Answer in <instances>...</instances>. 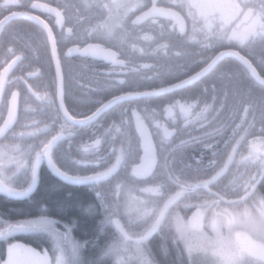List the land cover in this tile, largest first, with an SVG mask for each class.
Masks as SVG:
<instances>
[{"label":"snow or ice","instance_id":"1","mask_svg":"<svg viewBox=\"0 0 264 264\" xmlns=\"http://www.w3.org/2000/svg\"><path fill=\"white\" fill-rule=\"evenodd\" d=\"M8 2L9 0H5V4ZM13 6L23 8L25 11H19V15L9 17L7 20L0 19V33L6 30L12 21L21 18L43 24V28L47 32L46 43L51 45V60L55 61V72L52 76L54 91L52 95L46 93L44 97H41L48 101L47 106L51 110V116L44 127L41 128L40 122L33 120L30 125H25V127H31L33 131L20 133L22 137L25 135L36 137L40 134L44 136V139L39 143L28 144L26 147L14 143L0 148V191L12 197L26 195L37 183L39 165L44 158H47L53 171L65 180L78 183L90 182L93 185L108 177L122 161L138 158L139 163L133 168L134 176L155 177L154 169L158 166L162 167L164 176V179L154 181V187L143 188L142 192L150 193L153 196L162 195V198L169 202L170 207L176 208L183 204L185 209H196L191 217L187 218L176 211L173 221V242H183L189 259L193 256L202 257L206 264H264V194L259 193L256 188L257 183L264 181V151L261 150L264 149V124L260 128L261 136L248 142L247 136L254 125L247 118L251 115L255 120V114L252 102L247 99L250 89L245 91L239 76H230L222 89L225 101L231 95L239 105L238 108L233 107V112H243L241 123L232 128V135L224 141L225 150L223 152L216 144L210 142L214 136L220 135L223 129L214 127L211 122L206 123L209 110L212 109L211 104H204L199 112L194 111L195 104L180 105L181 111L185 113L186 127L192 123H199L202 130L201 135L189 136L188 139H184L180 136L179 129L169 131L168 128H164L160 150L161 145L166 142L167 152L162 165H158L157 147L153 143L152 133L145 123L146 117H142L137 109H132V116L135 117V132L138 134V138L134 137L127 127L129 124V121L125 119L127 109L122 107L125 102L136 99L147 100L177 89H186L201 77L214 72L228 57H235L239 60L245 71L258 82L261 88H264V54L254 61L252 59L255 56L254 49L250 47L258 38L262 50H264V0H170L168 7H161L158 0H135V2L97 0L96 6L101 9L103 15L94 27L84 30V37L115 41L117 45L122 46L125 37L130 36L135 27L143 21L151 20L152 23H156L157 17H166L176 22L172 25L173 29L179 25L177 34L179 44H173L170 40L168 43H157L153 53H158L161 50L165 56L174 53L177 58L184 61L177 64L176 68L185 74L193 65H199V70L187 75L186 79L176 77L178 82L169 83L167 87L164 86L165 81L161 79L159 86H151V91H139L140 84L132 87L129 81L114 79L110 74H104L103 78L99 74H93L84 82L74 75L71 78L72 85L79 88L84 102L92 105L84 112L66 107V99L70 97L71 93L65 81L57 52L58 41L48 24L41 21L39 16L32 15L33 10L55 13L56 23L63 28L65 18L61 10L44 4L23 3L22 0H18ZM173 8L187 9V16L191 17L193 21L190 33L186 31L180 12L173 11ZM137 12L139 15H136ZM132 16L135 18L133 19ZM198 16L199 19H197ZM80 19L81 17H77V22ZM214 21H218V23L214 24ZM163 28L164 26L161 25V29ZM68 33L80 38L74 28H68ZM9 35L10 38L15 39V30H12ZM160 36L162 38L165 36L164 31H161ZM144 39L155 38L145 36ZM193 42L197 43L201 50L193 52L191 50ZM236 46L248 48L247 53L241 55L240 51L232 50ZM221 48L225 50L220 51ZM76 50L81 51L84 55H92L121 65L124 64V61L116 60V53L101 43H89L82 50ZM6 51L10 56L5 59L4 65L0 66L3 68L0 71V120H2L0 137L5 136L7 131L18 122L21 102H26L27 99V96H22L20 91H11L8 94L6 84L19 85L23 83L28 93H31L33 86L28 83V78L34 74L29 71L26 75H12L9 78L13 69L26 61L28 56L23 52L18 54L11 46ZM72 51L73 49H69L68 54H71ZM143 51L141 49V52ZM257 65L261 69L260 71H257ZM152 67L154 66L149 64L140 65V68L145 69ZM133 71H139V69H133ZM157 75L159 76V74ZM126 86L132 87V90L125 91ZM117 91L120 94H116ZM215 91L216 88L213 85V92ZM102 93H107L110 98H96ZM53 95L55 99H53ZM212 99L215 101L216 96L213 95ZM261 102L264 103V98ZM221 107H224L223 103ZM117 108L120 109L119 124L113 121L99 136L94 133L92 144L84 147L85 152H89L90 149H98L102 139H110L114 142L116 134H119L123 138L121 147L119 149L114 147L110 154L115 156V163L104 171H97L93 175H69L67 171L62 172L57 167L53 154L57 145L63 139L70 138L79 131L92 128L101 116ZM167 110L171 111L170 108ZM156 127L160 128L161 125L157 123ZM13 135L15 136V133ZM194 142H199L203 148L212 150V158L207 164H204L203 156L196 161L195 165L184 159V150ZM245 143H247L248 154L244 156L240 153L241 160L257 163L255 173L240 172L237 169L231 174L227 183H224V177L231 171L230 165L234 162L242 144ZM141 147L144 154L138 156ZM102 159L106 160L107 158ZM18 174H23L27 178V187L21 186L19 190L13 186ZM143 200L133 198V201L128 205L129 209L136 215L142 214L141 203ZM250 200L253 201V204L258 205V214H254L250 210L248 206ZM105 210L106 221L104 223L114 222L121 238L117 243L108 245L101 250V257L97 259V264H102L103 257L119 256L122 252H127L128 247L125 242L131 240L133 236H135L134 254L140 258V264H153L149 245L155 236V229L139 228L138 232L130 234L119 220H112V217L120 213L119 204L106 206ZM258 217L260 218L258 219ZM54 223V221L43 217L37 220H25L9 224L7 229L0 231V235H11L21 231L50 230L56 241L54 250H59L61 253L55 257V264H66L65 248L69 247L75 255L77 248L81 246L71 242L67 233L62 235L51 228ZM238 228L243 231H238ZM62 241L65 242L64 247H61ZM165 252H167V248ZM7 256L5 264H53L47 253L41 255L34 249L26 248L20 244H10L7 248Z\"/></svg>","mask_w":264,"mask_h":264},{"label":"flooded vegetation","instance_id":"2","mask_svg":"<svg viewBox=\"0 0 264 264\" xmlns=\"http://www.w3.org/2000/svg\"><path fill=\"white\" fill-rule=\"evenodd\" d=\"M17 2L18 0H9L8 4H5V0H0V19H3L5 16L12 13L25 11L23 8H16L13 6ZM22 2L44 4L61 10L65 18L63 28L56 23L57 17L55 13L43 10H33L32 15L39 16L41 21L48 24L58 41L57 52L61 60L65 81L71 93L70 97L66 99V107L75 109L78 112L87 111L92 105L84 102L79 88L72 85L71 78L74 75L77 76L81 82H84V80L92 77L93 74H99L101 78H103L104 74H110L114 79H125L129 81L132 87L136 84H140L141 87L138 89L139 91H151V86H159L161 79L165 81L164 86L167 87L169 83L178 82L176 77L186 79L187 75L199 70V65H193L189 72L185 74L176 68L177 64L183 63L184 61L177 58L174 53H170L167 56L164 55L162 50L158 53H153V49L156 48L157 43H168L170 40L173 44H179L177 38L179 25L173 29L172 25L176 24V22L169 18L157 17L156 23H152L151 20L143 21L140 25L135 27L130 36L125 37V41L121 46L117 45L115 41L88 39L83 36L84 30L94 27L103 15L101 9L96 6L97 0H22ZM105 2H109V0H105ZM129 2H135V0H129ZM158 4L161 7H168L170 0H158ZM172 10L180 12L186 31L190 33L193 21L191 17L187 16V9L180 10L173 8ZM136 15H139V12H137ZM77 17H81L79 22H77ZM132 18L134 19L135 16H132ZM197 19H199V16ZM14 21H17L20 25H23L24 23L30 25L31 29L28 32V38L35 43L37 42L42 45L44 43L46 47L44 49L47 56L45 57V64L40 60L38 61V65L31 66L33 62L40 59L38 57L39 55H43L42 52L38 53L41 49H37L39 47L36 45L37 48L32 47L33 49H31V52H25L28 59L15 67L13 72L9 74L10 78L12 75H26L29 71L33 72L34 74L28 78V83L31 84L33 88L32 92L28 93L27 88L23 83H20L19 85L14 83L6 84L8 94H10L11 91H20L22 96H27V99L26 102H21L20 110L18 112V122L7 131L5 136L0 137V148L4 145H11L14 143H19L22 147H26L28 144L39 143L40 140L44 139V136L40 134L36 137H30L27 135L22 137L20 133L33 131L31 127L23 126L22 121L24 119L33 121L44 118L48 122L49 117L51 116V110L47 106L48 101L46 99H41V97H44L46 93L52 95L54 91L52 87V76L55 72V61L51 60V45L50 43H46V31L32 20L21 18ZM201 23H203V21H201ZM213 23H218V21H214ZM161 25L164 26L163 29H161ZM70 27L76 30L80 35V38L68 33V28ZM161 31H164L165 33L163 38L160 36ZM145 36L154 37L155 39H144ZM89 43H101L105 47L110 48L112 52L116 53V60L124 61V64L121 65L120 63H114L92 55H84L81 51L76 50H82ZM133 45H135V47H133ZM250 47L254 49L255 56L252 57L254 61L260 55L264 54V50H262L258 38L250 45ZM13 48L17 52V47L15 46ZM69 49H73L71 54H68ZM141 49L144 51L141 52ZM191 50L196 52L201 49L197 43L193 42ZM219 50L224 51L225 49L221 48ZM232 50L240 51L241 55H245L248 48L236 46ZM5 55L6 54L3 53L0 46V66L4 65L5 59L8 58L5 57ZM143 64L153 65L154 67L151 69L140 68V65ZM137 68L139 71H133V69ZM2 70L3 68L0 67V71ZM260 70L261 69L257 65V71ZM157 74H159V76ZM232 75L239 76L245 91L250 89L247 99L253 104L255 120H253L251 115L247 118L248 121L254 125V127L250 129L247 141L251 142L253 139L260 137V128L262 124H264V103L261 102L262 98H264V88L259 86L258 82L245 71L243 65L235 57L226 58L214 72L201 77L200 80L194 82L186 89H177L173 92L147 100L136 99L130 102H125L122 107L127 109L125 119L129 121L127 127L130 134L138 138V134L135 132V117L132 116V109L135 108L142 117H146L145 123L148 126V130L152 133L153 143L157 147L158 165H162L166 153L160 150V137L163 134L164 128H168L169 131L179 129L180 136L184 139H188L189 136L201 135L202 130L199 123H192L186 127L185 113L181 111L180 105L187 106L189 104H195L196 107L194 111L199 112L204 104L207 103L212 105V109L209 110L208 121L206 123L211 122L214 127H219L221 124L224 125L221 134L214 136L210 141L216 144L223 152L225 150L224 141L232 135V128L236 124L241 123V117L243 116V112H233V107L235 106L238 108L239 105L236 104V101L233 100L231 95L227 101L224 100L222 89ZM213 85H215L216 88L215 92H213ZM132 87L126 86L124 90H132ZM116 94H120L119 91H117ZM213 95L216 96L215 101L212 99ZM101 97L105 99L110 98L107 93H102L96 98ZM53 99H55L54 95ZM222 103L224 104V107H221ZM169 108L171 109L170 112L167 110ZM120 119V109L117 108L112 112L101 116L92 128L79 131L70 138L63 139L62 142L57 145L56 149H54L53 153L57 167H59L62 172L67 171L69 175H93L97 171H104L107 167H110L111 164L115 163V156L110 155L113 148L115 147L116 149H119L121 147V140L123 138L119 134H116L114 142L110 139H102L98 149H90L89 152H85L84 147L92 144L94 133L96 136H99L113 123V121L119 124ZM157 123L161 125L160 128L156 127ZM1 125L2 120H0V126ZM40 127L43 128V126ZM13 133H15V136ZM10 140H14V143H7ZM261 150L264 151V149ZM240 153L247 156V143L242 144L240 147L234 162L230 165L231 171L224 177V183H227L231 174L236 172L237 169H239L240 172H253L257 168V163L241 160ZM143 154L144 151L141 147L138 156H143ZM202 156L204 164H207L209 159L212 158V150L203 148L202 144L199 142L189 144L184 150V159L186 162L193 165H195L196 161ZM102 158L107 159L105 160ZM138 163V158L135 160L127 159L126 161H122L115 171L105 178L106 180L103 179L95 185L90 182L87 184L70 185L87 186L90 190L95 188V195L97 197L101 196V189L103 186L115 190L114 198L116 201L121 200V204H119L120 208L124 210L126 215L130 216L135 214V212L131 211L128 207L133 201V198L146 199L153 196L150 193L142 192L141 189L154 187L155 180L164 179V176L162 175L163 169L159 166L154 169L156 173L155 177L142 175L134 176L133 168ZM177 166H179V163H177ZM42 176L49 178L51 182L53 181L52 177L54 176L60 182L69 184L61 180L51 171L45 159H42L39 165L37 183ZM26 180L27 178L23 174H18V178L13 186L17 187L18 190L21 186L27 187ZM256 188L257 191L261 193V189H263L262 181L257 183ZM98 192L100 193L99 195ZM182 207L183 204H180L175 208V211L180 212ZM240 210L242 211L243 209L241 208Z\"/></svg>","mask_w":264,"mask_h":264},{"label":"trees","instance_id":"3","mask_svg":"<svg viewBox=\"0 0 264 264\" xmlns=\"http://www.w3.org/2000/svg\"><path fill=\"white\" fill-rule=\"evenodd\" d=\"M30 29V25L25 23L20 25L17 21H12L1 34L0 46L3 53L6 54L5 57H9L10 55L6 51L9 46H16L17 53H29L37 45L39 48H36L41 49L38 53L42 52L43 55H39L40 59L33 62L31 66L38 65L40 60L45 64L47 55L44 48L46 47L44 43L43 45L35 43L28 38ZM12 30H15V39L10 38L9 33ZM36 121H39L40 126L43 127L47 123L44 118ZM31 123L32 120L24 119L22 121L23 126ZM7 143H14V140ZM52 178L53 181L51 182L49 178L42 176L33 191L21 198L9 197L0 191V231L7 229L9 224L25 220H37L43 217L55 222L51 228L62 235L67 233L71 242L81 246L77 248L75 255L69 247L65 248L66 264H97V259L101 257V250L108 245L117 243L121 238V234L113 222L104 223L106 221V206L121 204V200L116 201L114 198L116 191L108 187L103 186L101 196L97 197L95 188L90 190L87 186H73L60 182L54 176ZM262 185L261 193H264V181H262ZM253 209H255L254 214H258V205L253 204L250 210L253 211ZM195 210V208L185 209L182 207L180 212L182 216L187 218L191 217ZM127 217L128 215L120 208L119 215L112 217V220L119 219L130 234L138 232L139 228L128 226ZM237 230L243 231L240 228ZM164 235L167 242V255L162 254L161 238L155 235L150 243L152 258L159 260L160 264H189L183 242H173L174 229ZM15 243L47 253L49 260L53 262L56 256L61 255L59 250H54L56 241L50 230L21 231L0 236V264L7 260L8 246ZM125 243L128 247L127 252H122L119 256L103 257L102 264H132L129 257L135 248V236L132 237L131 241ZM64 246L65 242L62 241L61 247ZM197 261L198 264H206L202 257H197Z\"/></svg>","mask_w":264,"mask_h":264},{"label":"clouds","instance_id":"4","mask_svg":"<svg viewBox=\"0 0 264 264\" xmlns=\"http://www.w3.org/2000/svg\"><path fill=\"white\" fill-rule=\"evenodd\" d=\"M219 127L223 128L224 125L221 124ZM161 139L162 138L160 137V141ZM161 151L165 153L167 152L166 142L161 145ZM255 171H253V173H255ZM249 202H248V206L252 208L253 201H251L252 203ZM141 207L143 209L142 214L140 215L135 214L127 217L128 226L130 228L155 229L154 235L160 236L161 252L163 255L166 256L168 253V249L167 252H165V249L167 248V242L164 234L166 232L173 231V221L176 215L175 207L174 206L170 207L169 202L166 199L162 198V195L150 196L144 199L141 203ZM254 211L255 209H253V213ZM259 218L260 217H258V219ZM151 256L153 257L152 252H151ZM129 259L132 262V264H140V258L134 254V251L133 254L129 257ZM53 264H55V261L53 262ZM153 264H160V261L153 258ZM189 264H198L197 256H193L191 259H189Z\"/></svg>","mask_w":264,"mask_h":264},{"label":"water","instance_id":"5","mask_svg":"<svg viewBox=\"0 0 264 264\" xmlns=\"http://www.w3.org/2000/svg\"><path fill=\"white\" fill-rule=\"evenodd\" d=\"M17 15H19V13H12V14H9V15H7V16H5L4 18H3V20H7L9 17H12V16H17ZM28 20V19H27ZM35 22V21H34ZM36 23V22H35ZM38 25H40L42 28H43V24H38ZM44 29V28H43ZM45 30V29H44ZM46 31V30H45ZM1 34V33H0ZM46 34H47V32H46ZM2 126V125H1ZM45 159V161L47 162V165L49 166V164H48V161H47V158H44ZM49 168L51 169V171L57 176V177H59L61 180H63L64 182H66V183H69V184H87V183H78V182H72V181H68V180H65L62 176H60V175H58L56 172H54L53 171V169L49 166ZM35 186H36V184H35ZM35 186L32 188V190L35 188ZM31 190V191H32ZM30 191V192H31ZM2 192V191H1ZM30 192H28V193H30ZM4 193V192H3ZM27 193V194H28ZM4 194H6V193H4ZM7 195V194H6ZM9 196V195H8ZM10 197H12V196H10ZM18 197H22V196H18ZM18 197H13V198H18ZM117 219H115V220H113V221H116ZM114 225L116 226V224L114 223ZM117 228V227H116ZM119 231V230H118Z\"/></svg>","mask_w":264,"mask_h":264},{"label":"rangeland","instance_id":"6","mask_svg":"<svg viewBox=\"0 0 264 264\" xmlns=\"http://www.w3.org/2000/svg\"><path fill=\"white\" fill-rule=\"evenodd\" d=\"M15 244H19V243H15ZM21 245V244H20ZM24 246V245H23ZM24 247H26V246H24ZM26 248H30V247H26ZM33 249V248H32ZM36 251V250H35ZM36 252H38V253H40L41 255H43L45 252H39V251H36ZM7 259H8V256H7ZM3 264H5V263H3Z\"/></svg>","mask_w":264,"mask_h":264}]
</instances>
